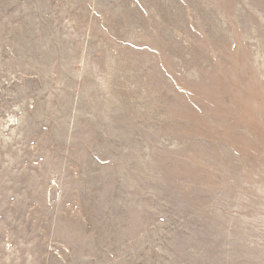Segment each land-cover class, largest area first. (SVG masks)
I'll list each match as a JSON object with an SVG mask.
<instances>
[{"label": "rangeland", "instance_id": "1", "mask_svg": "<svg viewBox=\"0 0 264 264\" xmlns=\"http://www.w3.org/2000/svg\"><path fill=\"white\" fill-rule=\"evenodd\" d=\"M0 264H264V0H0Z\"/></svg>", "mask_w": 264, "mask_h": 264}]
</instances>
